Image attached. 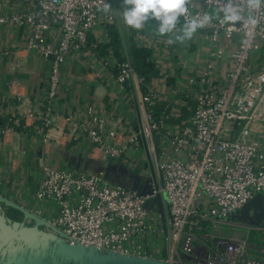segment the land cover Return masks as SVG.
I'll return each instance as SVG.
<instances>
[{"label":"built area","instance_id":"obj_1","mask_svg":"<svg viewBox=\"0 0 264 264\" xmlns=\"http://www.w3.org/2000/svg\"><path fill=\"white\" fill-rule=\"evenodd\" d=\"M186 6L171 33L131 28L132 42L152 49L158 76L147 82L132 56L99 51L116 24L115 0H0V26L27 36L3 52L10 76L9 94L0 96V184L27 166L26 134L43 129L23 187L27 200L15 202L34 218L21 224L71 246L164 264L192 258L198 248L206 264H264V221L229 219L264 192V0ZM205 13L211 19L191 39H176ZM84 51L95 59L92 70L98 64L112 72L114 84L133 88L135 118L91 107L86 118L79 109L55 111L62 68ZM32 55L49 62L41 97L26 93L19 73ZM78 140L86 147L76 167L52 163L56 148ZM111 165L141 171L144 186L112 181ZM0 206L4 214L8 207Z\"/></svg>","mask_w":264,"mask_h":264},{"label":"crops","instance_id":"obj_2","mask_svg":"<svg viewBox=\"0 0 264 264\" xmlns=\"http://www.w3.org/2000/svg\"><path fill=\"white\" fill-rule=\"evenodd\" d=\"M115 4L117 17L114 28L118 33L120 41L117 52L118 56L111 35L108 43H101L99 51L103 54V52L105 53L111 48L113 50V56L117 59L131 58V27L125 24L123 18L125 4L123 0H115ZM26 37L24 30H18L12 26H0V96L9 94L5 81L10 75L7 73V59L3 52L6 49H14L18 43ZM94 60L92 55L87 51L81 52L74 57L71 56L66 60L61 71V89L58 93L59 95L57 94L59 98L56 100L57 106L55 111L65 112L67 115H71L72 112H77L79 109L81 116L86 118L87 108L91 107L100 114L112 113L129 119L135 118V115L138 113V108L135 98L133 97V88L114 84L111 81L112 72L102 69L98 64H95L96 66L93 68L94 70H92L91 66ZM19 73L24 82L26 93L30 94L32 97H41L47 93L50 74L48 61L34 55L28 56L25 58L24 66L19 70ZM167 74H170V72ZM96 93L99 94L97 95ZM61 95H65V97L62 98ZM39 133H37L36 128H34V132L26 134L25 147L27 153V166L19 171L14 179H4L3 183L0 184V197L13 203L26 202V191L23 187H25L26 182L30 180L31 174L35 170L36 157L43 136V129L41 127H39ZM85 147V141L78 140L66 144L65 147L56 148L52 163L58 166L69 165L76 167L79 164V153L84 151ZM3 168L4 170L7 169L5 165H3ZM110 174L112 181L126 184L133 188H140L144 186L146 182V176L141 171L134 173L124 166H114L109 175ZM0 205L4 206L2 202H0ZM18 213L22 219L20 221L7 218L5 211L2 215L5 219L0 221V232L4 242L3 246H7L13 253L8 252L7 258L6 256L1 257L0 264H19V262L16 263V261L20 260V258H22L25 263L27 262V264H75V262L69 258L59 255L58 253L51 256L48 246L57 241L52 240L48 234L40 230H38L37 233L33 232L36 233V235L38 234L37 236L39 237V240L34 245L16 242L8 238L4 233L6 228L21 229L20 222L23 221V215L19 211ZM150 242L151 241L148 240L144 242L148 250L152 249L154 246ZM20 247L33 250L34 255L37 256L35 257V261L29 262L30 259L28 256L27 259H25L21 253H14L17 251L16 249Z\"/></svg>","mask_w":264,"mask_h":264},{"label":"water","instance_id":"obj_3","mask_svg":"<svg viewBox=\"0 0 264 264\" xmlns=\"http://www.w3.org/2000/svg\"><path fill=\"white\" fill-rule=\"evenodd\" d=\"M113 167L114 165L109 166L107 172H109V170H111ZM156 200L158 203L161 219L164 222V212L160 198L157 197ZM262 201H264V192L254 196L249 202L242 206V208L231 214L229 219L231 221L245 223L248 225H259L262 223L261 219H264V211H262L263 207L261 203ZM0 202H2L6 207H11L18 210L23 214L24 218L33 217L25 210H22L17 204L10 202L3 197H0ZM257 210H259V212ZM2 215L3 214L0 213V221L5 220ZM35 222L37 224H41V221L38 219H36ZM37 231V228H28L21 224L20 230L8 227L4 230V233L8 238L13 239L16 242L34 245L39 240V237L37 236L38 234L36 235ZM50 238L57 241L51 244V247L48 246L50 255L53 256L54 254L58 253L59 255L69 258L75 262V264H164L163 262L152 259L122 257L111 253L99 252L98 250L92 248L71 246L62 243L51 236Z\"/></svg>","mask_w":264,"mask_h":264},{"label":"clouds","instance_id":"obj_4","mask_svg":"<svg viewBox=\"0 0 264 264\" xmlns=\"http://www.w3.org/2000/svg\"><path fill=\"white\" fill-rule=\"evenodd\" d=\"M188 0H123L126 8L123 18L126 25L133 29H141L149 20L158 21L157 31L160 35L171 33L177 25L178 19L187 13ZM110 5H105L108 11ZM231 18V17H229ZM211 17L205 13L200 20H190L180 30L176 39L184 41L191 39L198 28L209 22ZM169 43H173L169 39Z\"/></svg>","mask_w":264,"mask_h":264},{"label":"trees","instance_id":"obj_5","mask_svg":"<svg viewBox=\"0 0 264 264\" xmlns=\"http://www.w3.org/2000/svg\"><path fill=\"white\" fill-rule=\"evenodd\" d=\"M158 26V21L149 20L144 24L143 30H149L150 28ZM109 34L112 36L113 45L116 48V53L118 52L120 41L117 31H115L114 26L109 27ZM130 52L133 60L134 68L137 73L147 82L158 76V71L155 68V64L152 61V49L146 47H139L134 42L130 43ZM118 56V53H117ZM6 217L20 221L21 216L16 209L7 208L5 210Z\"/></svg>","mask_w":264,"mask_h":264},{"label":"rangeland","instance_id":"obj_6","mask_svg":"<svg viewBox=\"0 0 264 264\" xmlns=\"http://www.w3.org/2000/svg\"><path fill=\"white\" fill-rule=\"evenodd\" d=\"M262 203V211H264V201L261 202ZM259 212V210H257ZM261 221H264V219L262 218ZM3 238L0 232V258L1 257H8V252H12L10 251L9 248L7 246H3ZM3 246V247H2ZM17 251H15L14 253H21L23 255V257L25 259H27V256L29 257V262H34L35 261V257H37L36 255H34V251L30 250V249H24V247H20L19 249H16ZM201 253V254H198ZM205 254L204 250L202 251V248H198L195 253L192 254V258L197 259V263H195L194 260H192V258H186V257H180V261L177 264H206L208 262V259L205 260V256L203 255ZM18 255V254H17ZM10 257V256H9ZM19 262V264H27V262L25 263L24 260L22 258H20V260L16 261V263Z\"/></svg>","mask_w":264,"mask_h":264},{"label":"flooded vegetation","instance_id":"obj_7","mask_svg":"<svg viewBox=\"0 0 264 264\" xmlns=\"http://www.w3.org/2000/svg\"><path fill=\"white\" fill-rule=\"evenodd\" d=\"M22 220V219H21Z\"/></svg>","mask_w":264,"mask_h":264}]
</instances>
